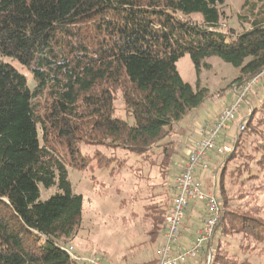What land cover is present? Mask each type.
<instances>
[{
	"label": "trees",
	"instance_id": "obj_1",
	"mask_svg": "<svg viewBox=\"0 0 264 264\" xmlns=\"http://www.w3.org/2000/svg\"><path fill=\"white\" fill-rule=\"evenodd\" d=\"M226 1L0 0V264H79L64 251L84 215L70 170L96 166L112 178L157 158L172 175L176 126L209 95L184 82L180 59L188 55L198 73L209 59H222L240 72L237 91L263 73L264 0H245L252 18L242 32L223 29ZM7 59L31 72L34 87ZM252 97L245 129L218 167L220 182L238 158L264 172V118L255 121ZM119 100L124 117L116 115ZM246 134L258 141V156L241 152ZM181 158L183 164L187 155ZM41 187L57 192L43 201ZM169 202L145 206V243L157 244L165 232ZM200 208L192 204L185 222L193 211L202 225ZM257 222L226 213L204 255L212 250L211 264H241L228 263L229 253L237 257L226 251L231 226L264 245V225Z\"/></svg>",
	"mask_w": 264,
	"mask_h": 264
},
{
	"label": "rangeland",
	"instance_id": "obj_2",
	"mask_svg": "<svg viewBox=\"0 0 264 264\" xmlns=\"http://www.w3.org/2000/svg\"><path fill=\"white\" fill-rule=\"evenodd\" d=\"M244 2L245 0L226 1L222 20L224 30L233 29L242 32L250 28L251 24L248 21L252 18V14L249 8L244 7ZM192 20L199 23L202 18L193 16ZM5 62L14 65L27 77L29 87H34L31 72L15 61L7 59ZM206 63L209 67L203 68L200 73L197 72L188 55L177 63L178 72L184 82L195 90L197 88L208 90L209 95L203 106L193 110L176 126V135L172 138L176 142L175 155H178L176 158L178 163L172 167L171 176L167 166L162 164V160L155 157L153 162L137 163L133 170L126 169L112 178H106L101 173L102 170L96 166L83 173L70 170L73 191L84 198L82 228L76 238L67 245L74 254L79 257L97 256L107 264H140L146 255L156 254H154L156 246L145 243L148 241L145 235L147 222L143 217L145 206L151 204L161 206L169 202V198H172V180L182 167L181 157L190 151L192 141L198 139V131L209 122L211 115L221 111L236 99L234 91L238 88L234 83L239 76V70L218 57L211 58ZM120 101L117 103L119 110L116 115L124 117ZM252 106L257 107L258 110L255 121L262 120L264 118L263 79L253 91ZM248 112L249 108L245 103L225 134V144L236 147L239 125L246 119ZM253 136L252 134L248 137L246 134L242 137L241 152L246 150L250 155L258 156L259 154L255 152L258 141L254 143ZM229 156L230 154L212 157L208 162L209 169L198 171L199 179L208 192L216 194L223 208L222 216L233 212L258 219L260 222L256 224L264 225L262 222L264 221V172L259 170L260 167L256 162L247 163L246 159L238 158L229 163L227 177L220 182L221 168L218 167H223ZM92 177L97 179L93 180ZM56 192L55 189L46 190L41 187V200H48ZM167 208L169 207H166V211ZM190 214L195 213L192 211ZM200 218L197 217L199 222ZM231 228L233 229L230 230V234L228 233L229 243L226 251L237 253V257H229L231 256L229 253L228 263L234 260V263L241 264H264V245L247 230L235 226ZM205 257L208 258L207 264H211L212 250L205 255L203 252L198 264H205L203 262Z\"/></svg>",
	"mask_w": 264,
	"mask_h": 264
},
{
	"label": "built area",
	"instance_id": "obj_3",
	"mask_svg": "<svg viewBox=\"0 0 264 264\" xmlns=\"http://www.w3.org/2000/svg\"><path fill=\"white\" fill-rule=\"evenodd\" d=\"M261 75L245 84L238 91L236 99L224 107L212 123H208L198 131V139L192 141L187 159L173 180L174 195L172 205L166 218V229L158 248L155 264H196L204 252L206 244L213 238L223 208L215 193L208 192L199 179L198 171L209 169V160L214 156L231 154L233 147L225 144V134L235 122L254 89H257ZM242 123L238 131H244ZM194 203L203 206L206 216L202 225L196 230L189 246L181 244L183 226L190 206ZM72 262L79 264H107L97 256L79 257L70 248H64Z\"/></svg>",
	"mask_w": 264,
	"mask_h": 264
},
{
	"label": "crops",
	"instance_id": "obj_4",
	"mask_svg": "<svg viewBox=\"0 0 264 264\" xmlns=\"http://www.w3.org/2000/svg\"><path fill=\"white\" fill-rule=\"evenodd\" d=\"M219 112L212 114L208 123L214 122V120L216 119V116L219 114ZM199 173L200 172H198V174ZM202 209H204V208H200L201 211H202ZM199 216L200 215H198V214H194V215L190 214V217L185 222L184 230H183V233L181 235V244L183 246H189L192 243L196 230L201 226V223L197 219V217H199ZM163 234L161 235L157 244L154 245V246H156V250H157V252H156V250L154 251V254L155 253L156 254L155 255H146L144 258V261L142 263H149L151 261H156V259L158 257V248L160 246ZM142 263H140V264H142ZM198 263H196V264H198Z\"/></svg>",
	"mask_w": 264,
	"mask_h": 264
}]
</instances>
